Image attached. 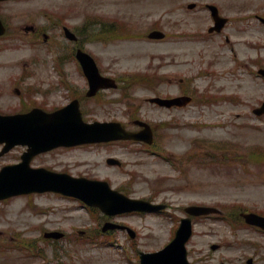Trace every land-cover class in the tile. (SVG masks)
I'll list each match as a JSON object with an SVG mask.
<instances>
[{"label":"rangeland","instance_id":"rangeland-1","mask_svg":"<svg viewBox=\"0 0 264 264\" xmlns=\"http://www.w3.org/2000/svg\"><path fill=\"white\" fill-rule=\"evenodd\" d=\"M191 2L196 3L192 9L187 7ZM206 3L216 4L229 18L220 34L207 31L212 20ZM0 16L7 26L0 37V110H18L28 101L46 108L64 104L70 92L62 73L81 84L72 55L75 43L62 31L67 25L100 70L118 78V88L102 92L96 103L82 94L84 117L126 120L138 111L154 124V149L131 142L58 147L34 162L104 178L130 196H155L170 204L169 210L111 219L131 225L136 236L116 230L109 239L92 237L100 232L103 214L99 209L91 213L77 199L42 193L0 201V242L31 246L29 252L0 251V264H140L138 251L167 243L189 203L224 210L222 216L193 218L194 234L187 244L192 263L245 264L252 256L254 264H264V232L225 217L234 218L228 210L237 213L241 206L264 211V115L252 112L264 100V78L256 75L264 67V21L259 18L264 0H9L0 2ZM114 18L137 35L102 33L100 27L111 26L108 19ZM27 26L33 30L25 31ZM152 28L168 35L150 40L146 32ZM138 70L146 71L152 83L129 87L131 106L109 103ZM179 89L194 97L179 109L145 100ZM203 89L231 96L205 102ZM222 143L229 146H215ZM20 149L1 157L0 167L16 160ZM109 154L123 166L108 165ZM55 228L66 236L42 239L45 229ZM212 243L219 248L211 249Z\"/></svg>","mask_w":264,"mask_h":264},{"label":"water","instance_id":"water-1","mask_svg":"<svg viewBox=\"0 0 264 264\" xmlns=\"http://www.w3.org/2000/svg\"><path fill=\"white\" fill-rule=\"evenodd\" d=\"M68 35L69 37L73 36L70 33ZM77 57L91 83L96 84L98 73L95 70L96 67L92 58L80 50L77 53ZM42 120L44 121L29 118V114L23 118L22 115H0V141L7 142L6 149L16 142H22L28 143L34 151H37L58 144L69 145L91 140V137L96 135L94 133L92 135L93 129L97 130L96 133H102L106 138H109L115 130V128L111 127L112 124H86L82 122L75 102L54 114L44 115ZM36 121L42 122L43 125ZM32 154L34 152L28 153L24 166H26ZM6 178L7 176L4 173H0V197L13 193L51 188L79 196L90 203L99 204L108 213L134 208L141 209L142 207L149 208L148 203L130 200L115 191L109 190L105 182H94L83 178L75 179L67 175L45 171L35 175L21 171L19 175L13 177V180H7L8 183H16L11 188H8L4 185ZM97 192L101 194L96 195ZM134 203H143V205H133ZM189 210L194 213H204L210 209L190 207ZM249 220L264 227V220L261 218L255 217ZM190 232V221L184 219L175 239L159 252L142 254L143 262L145 264H189L185 259L186 250L184 243L188 239ZM48 235L60 236L56 232L48 233Z\"/></svg>","mask_w":264,"mask_h":264}]
</instances>
